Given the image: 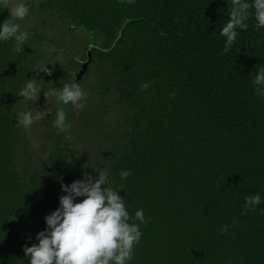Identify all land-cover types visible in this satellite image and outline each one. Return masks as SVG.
<instances>
[{
    "label": "trees",
    "instance_id": "16d2710c",
    "mask_svg": "<svg viewBox=\"0 0 264 264\" xmlns=\"http://www.w3.org/2000/svg\"><path fill=\"white\" fill-rule=\"evenodd\" d=\"M39 7L96 41L123 128L100 149L98 229L64 206L61 132L50 168L22 178L19 104L41 75L0 2V264H264V0Z\"/></svg>",
    "mask_w": 264,
    "mask_h": 264
},
{
    "label": "rangeland",
    "instance_id": "374dc122",
    "mask_svg": "<svg viewBox=\"0 0 264 264\" xmlns=\"http://www.w3.org/2000/svg\"><path fill=\"white\" fill-rule=\"evenodd\" d=\"M0 2L16 16L17 30L29 36L31 56L41 75L38 83L25 87L19 104L18 171L25 180L32 172H46L61 132L66 142L60 153L74 173L64 206L76 217L87 212L98 229L102 212L96 204L105 203L98 183L109 173V162L100 149L109 146L107 136L123 128V113L108 94L112 85L104 63L92 56L87 73L76 81L82 68L80 59H87L88 48L96 41L87 32L59 22L56 13L41 11L40 0Z\"/></svg>",
    "mask_w": 264,
    "mask_h": 264
},
{
    "label": "water",
    "instance_id": "95a60500",
    "mask_svg": "<svg viewBox=\"0 0 264 264\" xmlns=\"http://www.w3.org/2000/svg\"><path fill=\"white\" fill-rule=\"evenodd\" d=\"M91 59H92V54L88 53V58L82 62V68L76 76L77 82L80 81L83 78V76L87 73Z\"/></svg>",
    "mask_w": 264,
    "mask_h": 264
},
{
    "label": "flooded vegetation",
    "instance_id": "af4514ba",
    "mask_svg": "<svg viewBox=\"0 0 264 264\" xmlns=\"http://www.w3.org/2000/svg\"><path fill=\"white\" fill-rule=\"evenodd\" d=\"M85 61V60H84Z\"/></svg>",
    "mask_w": 264,
    "mask_h": 264
}]
</instances>
